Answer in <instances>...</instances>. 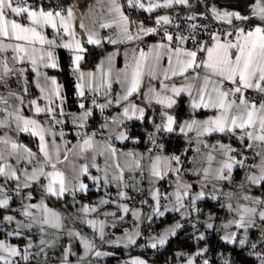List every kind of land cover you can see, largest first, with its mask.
I'll use <instances>...</instances> for the list:
<instances>
[{"label": "snow or ice", "instance_id": "snow-or-ice-1", "mask_svg": "<svg viewBox=\"0 0 264 264\" xmlns=\"http://www.w3.org/2000/svg\"><path fill=\"white\" fill-rule=\"evenodd\" d=\"M57 3L56 8H45L42 3L36 4L35 0L32 2L0 0V84L7 88L11 77L24 79L27 68L18 65H30L37 76L40 75L41 66L58 68L55 49L62 47L70 53V68L77 75L76 93L78 97L83 98L79 103L81 111L72 114V123L77 127V142L71 148H67L68 142L65 141V150L61 158V147L55 139L51 146L46 141V133L51 132V129H45L38 119L24 116L22 113L24 96L8 89V95L14 96L19 104L11 111L7 106L0 108V112L4 113L3 119H0V128L11 129L14 123L17 133H30L38 138L39 144L38 152H34L27 145L13 139L8 132L0 136V177H3V183H0V209L8 210L14 196L21 201H31L32 191L25 193L23 190L31 189L34 184L41 189V196L38 203L22 202L20 209H12L13 212L19 211L24 219L17 220L14 215H3L0 223L7 227L14 221L15 227L7 230L4 238L0 239V264H30L31 259L41 256L44 257L43 264H47L46 249L52 247L58 237L54 240L45 239V226L61 230L63 218L61 213L48 208L45 198L59 199L67 193L75 201L78 192L88 190L85 178L98 184L101 177L90 173L89 164L99 172L100 169L95 162L97 155H104L107 152L113 158L116 157L117 150L111 143L112 135H115L116 140L124 141L128 139L127 132L119 129L123 128L127 121L136 120L143 123L146 119L153 128L147 133L148 139L153 147L160 151L152 155L153 149L149 148L145 163H142L145 159L143 154L132 151L123 153L128 158L125 166L141 174L147 171L151 178L150 183L153 185L170 173L175 176V180L172 181L175 187L171 193L161 195L158 188H150L154 203L150 206L152 212L148 219L163 217L165 213L173 211L180 214L181 220H189L193 213L199 216L202 211L197 207L198 201L206 197L216 200L223 196L221 207H226L231 218L218 227L211 213L203 222L189 221L193 229V239L198 243L205 240L208 230H223V235L220 236L222 241L231 245L239 244L242 248L250 246L252 250L250 254L256 256L259 264H264V229L261 230V239L250 245L248 235L249 229L256 226L257 220L264 224V197L249 194L251 186L264 187V0H247L243 11L218 8L213 5L206 12L199 13L202 19L210 20L213 26L209 23H192L189 25L187 35L183 32L168 31L166 26L173 23L172 17L168 14L156 15L155 24L151 27H145L141 21L137 34L133 35L130 25L135 21L130 20L125 14L124 5L119 0H109L108 11L113 13V19L101 24L100 27L115 26L118 32L115 36L106 37L89 29L83 18L79 21L81 32L78 33L74 6L69 5L65 8L59 4V0ZM126 3L129 8L141 9L150 14L161 8L192 7L189 0H149L148 3H144L143 0H126ZM186 19L195 20L196 16L191 15ZM48 27L54 30L51 39L45 34ZM176 27L179 28V24ZM198 29H202L207 39L199 38ZM161 30L163 35L160 41L149 45L147 52L141 48L137 54L133 49L131 58L126 52L124 67L115 70L114 77L112 65L114 53H109L107 57L101 59L96 65L95 72L81 70V62L88 51L86 45L101 46L104 40L115 45L118 42L140 40L142 35L156 34ZM189 39L193 42L191 48L184 46ZM9 51L12 52L10 58L7 56ZM165 57L167 67L162 66ZM106 62L107 66H105ZM189 69L194 73L191 77L186 75ZM146 75L152 80H159V89L149 87L143 93L142 103L138 104L131 97L134 94L140 95L141 83ZM175 77H183L184 82L179 85L175 82L169 83ZM45 78L54 86L52 91L43 97L47 105L40 107L36 99L28 103L34 107L35 115L46 113L54 124H61L62 121L56 118L55 108L51 106L54 102L53 97L61 98L59 86L54 76ZM113 78L121 88V91L115 95L112 94ZM85 88L92 93L91 107L87 108L84 103V99L87 98ZM26 91L25 88L24 92ZM44 92L45 89L41 88V93ZM250 92L256 93V96L248 95ZM101 93L104 96V103H98L96 99ZM182 94H187L189 98L191 119L178 121L171 110ZM0 103L7 105L8 101L0 97ZM113 105L121 110L111 117L105 116V122L100 127L102 130H110V125H115L117 130L110 132L103 142L95 140L97 134L95 131L92 133L82 131L87 126L88 118L93 114V108H98L103 115L104 110ZM154 105L159 106L158 117ZM149 108L152 109L153 115L146 116ZM201 108L214 110L215 115L203 120L196 119L195 114ZM60 115H64L62 105ZM189 132H194L196 143L203 144L207 149L205 166L188 169L201 177L198 181L200 190L195 192L193 185L182 179L181 157L175 154L163 155L165 145L157 143V137L162 134L178 133L188 139ZM216 133L235 137L241 148H234L231 144H224L219 140L209 146L201 139ZM51 134L55 137V132ZM60 137L63 140V131L60 132ZM248 149L253 150L255 156L260 157L258 162L245 163L248 157L243 153ZM89 151L92 152L90 160L86 155ZM195 151L200 152V149L196 148ZM217 153L220 159L213 171V162L216 161ZM73 155L77 159H84L85 163L78 166L73 164V175L69 179L60 166L68 163ZM13 160L15 164L11 162ZM21 163L24 164L22 168L19 167ZM237 166L245 170V176L238 184L240 195L231 190L223 192L220 187L221 182L232 183L233 171ZM116 168L118 173L114 174L111 180L105 173L103 183L107 186L115 182L118 188L123 189L127 187L124 183V169L119 163L116 164ZM12 181H15V186L9 188L8 185ZM209 183H211L210 192L206 191ZM118 196L121 199L128 198L123 190L118 192ZM161 199L169 201L171 207L169 204H161ZM107 203L109 201L103 198L99 202L100 205ZM111 203L117 202L111 201ZM117 207L125 214L131 212L135 220L140 219L139 209H130L125 203H120ZM33 209L38 212L32 211ZM97 209L98 205L88 204H83L80 209L85 214L81 221L93 230V239H89L75 229L68 230L69 238L78 239L84 250L77 264H83L84 258L89 254L97 258L109 255L97 247L95 236H98L103 243L129 248L136 245L138 238L143 235L137 224L132 230L125 228L122 236H117L114 240H105L106 222L89 219L87 216L89 212L95 213ZM104 215L115 217L116 213L105 212ZM117 219L122 220L123 216ZM197 223H203L204 232L197 229ZM34 225L40 226L41 236L38 243H34L31 235H26V232H31ZM112 227H116V224L113 223ZM183 227L180 221H176L158 233L148 235L145 238L146 243L139 246L153 250L163 248ZM11 237L23 239V247L18 243H12L9 239ZM258 243L261 251H255ZM207 252L208 247L205 245L197 246L190 254L177 252L175 255L178 261L186 256L182 264H197V259L200 260V264H210L206 258ZM71 255L75 253L69 244L63 248L60 264H71L69 260ZM123 264H149V262L141 256H132ZM223 264H230V260L224 259Z\"/></svg>", "mask_w": 264, "mask_h": 264}, {"label": "crops", "instance_id": "crops-1", "mask_svg": "<svg viewBox=\"0 0 264 264\" xmlns=\"http://www.w3.org/2000/svg\"><path fill=\"white\" fill-rule=\"evenodd\" d=\"M53 1H57V0H35L36 3L38 4H50ZM32 2V0L30 1ZM149 0H146L145 3H148ZM59 4L63 5L65 8L68 7L69 5H73L75 8V13L77 16V21H76V28L78 33L81 32V30L79 29V21L81 18H83V21L85 23V25L91 29L94 30L96 32L99 33L100 36L102 37H106V36H115L118 32V29L113 26L110 28H101L100 25L104 24V23H108L113 19V13H110L108 11V6H109V0H59ZM213 5H215L218 8H224V7H219L216 3H212V4H207L205 2L201 3V10L202 12H206L208 9H210ZM181 6L175 7L173 9H157L155 10L153 13H147L141 9H137L138 11H142L145 13L144 17H132L131 13H130V8L126 5H124V12L126 15H128L130 17V20L135 21V23L130 25V31L132 32L133 35L137 34V29H138V25L139 23L142 21L145 27H151L154 26L155 24V16L156 15H163V14H168L171 17H173L174 13L180 9ZM187 10V9H184ZM183 10V11H184ZM229 10H233V9H229ZM201 12H192L189 13L190 15H197ZM210 15V13H209ZM45 34L48 36L49 39H51L54 35V30L51 27H48L45 30ZM153 39V34H148V35H142L140 40H132V41H126V42H118L117 44L113 45L107 42V40L102 41V45L106 44L109 45L110 48L105 50L95 61L93 64H88L86 63V54H85V59L81 62V70L84 72H95L96 70V65L98 63H100L101 59L107 57V55L109 53H114V59L112 61V65H113V77L115 76V70L117 69H121L124 67L125 64V53H128L129 58H131L132 54H133V49L136 50V53H139V50L141 48L144 49L145 52L148 51V46L151 44H154V42L152 41ZM95 46V45H94ZM185 46V45H184ZM59 49H64V48H56V54L58 52ZM66 50V49H64ZM68 53L69 51L66 50ZM70 54V53H69ZM7 56L10 58L12 56V52L9 51L7 53ZM58 57V54H57ZM58 62H59V58H58ZM27 68V71L24 74V79H19V83H20V89L18 91H16L18 94H21L24 96V104L22 106V113L24 116L26 117H31V118H35L38 119L41 124L45 127V129H51V132H55V137H53V135L51 134V132L46 133V141L49 144V146H51L53 139H55L56 143L60 145L61 147V153L62 156L61 158H63V152L65 150V141H67V148H71L73 144H76L78 137L76 136V132H77V127L76 125H74L72 123V114H78L81 109L79 108V103L81 102V100L83 98L78 97L76 91H75V96H74V104H69L63 94V87L62 85L58 82L57 78L52 74V71L55 70L53 68H44V67H39V72L40 75L37 76L36 72H33L31 69L30 65H18ZM60 66V63H59ZM107 66V62L106 65ZM162 66L163 67H167V58L165 57L162 61ZM59 68V67H58ZM56 68V69H58ZM198 71H202L199 70ZM74 79H75V85L77 83V75L72 71ZM193 70L189 69L188 73H186V75H188L189 77H191L193 75ZM55 77L56 78V84L59 86V92H60V97L61 98H55L53 97V104L51 105L52 107L55 108V114H56V118L61 120L62 123L61 124H54L51 121V118L48 114L46 113H40L39 115H35L34 114V107L31 106L28 101L32 100V99H36L37 103L40 107H45L47 105V101L43 98L45 95H48L52 89H53V85L51 84V81L49 79H46L45 77ZM26 80V83H25ZM171 82H175L177 85L181 84L184 82L183 77H175L173 78V81ZM39 85V86H38ZM197 86L198 82H197ZM149 87H155L157 90L159 89V80H152L150 79L147 75L143 78V81L141 83V89H140V95L137 96L136 94L133 95V97H131V99H133L136 103L140 104L142 103V96L143 93L145 91H147L149 89ZM27 89L26 93L24 92V89ZM41 88L45 89V92L42 94L41 93ZM121 88L120 85L118 83L115 82V79L113 78V83H112V94L115 95L117 92H120ZM85 93H86V99H84V103H85V107H91V99H92V93L88 92L87 88H85ZM195 94V93H194ZM8 101V104L5 105L3 103H0V108H4V107H8L9 110H13L16 105L19 104V101L14 97V96H7L5 98ZM97 102L98 103H104V96L101 93V95L96 97ZM180 99H183L184 103H185V110L184 113L181 116H177V108L179 106L180 103ZM62 105L63 107V111H64V115L61 116L60 115V106ZM154 107L157 109L156 111V115L158 117L159 115V106L158 105H154ZM121 109L115 105H113L112 107L105 109L103 112V115L101 114V111L98 108H93V114L88 118L87 121V126L86 128H84L82 131H86L88 133H92V132H96V136H95V140L99 141V142H103L105 140V138L110 135V132H114L117 130L115 125H110V130L109 129H101V125L104 124V117H111L114 114L118 113ZM172 113L174 115L177 116L178 121L184 120V119H191V111L189 108V98L187 96V94H182L179 98H177V103L176 105L173 106V109L171 110ZM95 113H99L102 117H101V121L93 128V129H89L88 128V123L90 118L95 114ZM153 115L152 113V109L149 108L146 112V116H151ZM211 115H215V111L214 110H209V109H203L201 108L200 110H198L195 114V118L199 119V120H203L205 118H207L208 116ZM4 117V113L0 112V119H3ZM147 121V119H146ZM129 122V121H127ZM126 122V123H127ZM119 130H126L127 135H128V139L124 140V141H119L115 139V135H112L111 138V143L112 146L117 150L116 152V157L113 158L109 153L105 152L104 155H97L96 156V164L98 165L100 171L98 172L96 168L91 167V164H89V169H90V173L92 175H98L101 177V180L98 184H94L91 180H87L85 178V183L88 185V190L86 192H78L76 194V198L75 201H73V198L70 194H65V196L63 198H56V197H47L45 198V203L47 204L48 208L53 209L59 213H61L62 218H63V228L61 230H57L55 228L52 227H48L45 226V239L48 240H54L58 237L57 242L50 248L46 249L47 252V258L50 256L52 258V261L50 264H60V258L62 256L63 251L61 250L60 244H61V239L62 237H66L68 239V245H71V249L72 251L75 253V255H71L69 256V260L71 261V264H77V261L79 259L80 256L83 255V248L80 245V242L78 239L76 238H72L70 239L69 236L67 235L68 230L69 229H75L77 231H79L82 235L87 236L89 239H93L94 238V233L93 230L86 224V223H82L81 218L85 215L84 213H82L80 211L81 206L83 204H88V205H98V209L95 213L93 212H89L87 214L89 219H95L97 221L103 220L106 222V228H105V232H107V230L109 228L112 227L113 223H117V217H113L111 215L109 216H105L104 213L105 212H115L117 214V212H121L118 210L117 205L120 203H125L128 205L127 200L128 198L131 196L132 193L134 192H148L150 193V188L155 187L158 188L160 190L161 195L166 194V193H171L175 187V185L172 183V181L175 180V176L173 174H169L167 175L164 179L162 180H158L155 182V184H151L150 183V175L147 171H144L143 174H141L139 171H131L128 167L125 166V161L128 159L125 155H123V153H127L129 151H132L134 153L137 154H143L144 156V161H142V163H145L147 161V156L149 155L148 153V149L152 148V155L157 154V150L156 148L153 147V145L151 144L150 141H148V147L145 149H134L131 147V143L135 140L133 138H131L126 126H124L123 128L119 129ZM153 130L152 128V124H151V131ZM63 131L64 132V137L63 140H61L60 137V132ZM5 132H8V134L10 136L13 137V139L18 140L20 143H23L25 145H27L29 148H31L34 152H38V138L37 137H33L30 133H17L15 130V124L13 123V126L11 129H4V128H0V136H3L5 134ZM22 134H26L29 138V141H33L34 144L33 146L27 144L26 142H22L21 141V135ZM175 136H181L183 137L186 141H187V145L189 146V148L192 150V156L190 158V169L193 168L194 166H199V167H203L205 166L206 163V152L207 149L204 148L203 144H197L196 143V138H195V133L194 132H189L188 134V139H186L184 136L178 134V133H172ZM159 136L157 137L158 140ZM201 139L205 140L206 143L211 146L213 144L216 143V141H220L221 143L224 144H231V142L229 141V135H222L219 133L216 134H212L210 136H205L202 137ZM247 142H245L246 144ZM232 145V144H231ZM237 148H241V145L239 143V141L237 140V145H235ZM232 147H234V145H232ZM199 148L200 152H196L195 149ZM257 151H259V149H256ZM87 157L89 158V160L91 159L92 156V152H87L86 153ZM165 155V154H163ZM193 158H195V160H193ZM220 159V155L219 153H217V157H216V161L213 162V171L215 170V167L217 166V163ZM260 159L259 156H257L256 162H258ZM13 164H15V160L11 161ZM85 163L84 159H77L74 155L71 156L70 161L64 165H61V170H63L66 174V176L71 179L72 175H73V164L75 165H79ZM119 163L121 165V167L124 169V183L127 185V187H124L123 189H120L117 187L116 183H110L107 186L104 185L103 183V177L105 175V173L107 174V176L109 177V179L111 180V177L114 174L118 173V169L116 168V164ZM19 167H24V164L21 163L19 165ZM236 170H239L238 173H236ZM190 175V176H189ZM189 175H185L184 171L181 169V176L182 179L184 181H187L188 183L193 185V191H199L200 187H199V183L198 181H200V176L195 174L194 172L189 171ZM192 176V177H191ZM189 177V178H188ZM241 182L240 179V167L237 166L234 171H233V182L229 183L227 181H223L221 182V189L223 192H227L229 190L236 192L237 195H240V190L237 189L235 190V185L239 184ZM0 183H3V177H0ZM15 186V181H12L9 183L8 187L12 188ZM32 191L33 193V199L31 201L28 200H24L21 201L20 198L15 197L13 198V201L11 203V206L8 210L5 209H0V221H2V217L5 214H10V215H14L16 217L17 220L20 219H24L22 216H20L19 211L13 212L12 209H20L22 202L23 203H38L40 200V196H41V189L39 188L38 185H33V187L31 189H24L23 191L26 193L27 191ZM120 190H123L126 192L127 197L126 199H121L118 196V192ZM206 191L210 192L211 191V183L208 184V187L206 189ZM249 194H255V195H259L261 197H264V187H260V186H251L250 190H249ZM151 197V195H150ZM105 199L108 200L109 203L105 204V205H100L99 202L101 199ZM211 201H219L220 203H222L223 201V196H220L219 199L213 200L210 197H206ZM205 198V199H206ZM111 201H116V204L111 203ZM154 201L151 198V202L146 205V206H140L142 208H146L147 206H149L150 204H153ZM161 204H169V207H171V204L169 203V201L163 200L161 199ZM197 207H198V202H197ZM137 209V208H136ZM32 211L38 212V210L33 209ZM142 212H144V210H142ZM169 212H173V211H169ZM167 212V213H169ZM123 213V212H122ZM166 213V214H167ZM178 214L177 212H173ZM39 214V213H38ZM214 216V214H212ZM166 216V215H165ZM205 215H203L204 217ZM195 218L196 221L199 220V216H197V214L193 213L192 216L189 218ZM185 220H181V223L183 224ZM200 221V220H199ZM202 222V221H200ZM221 222V221H220ZM214 223L216 224V216H214ZM137 222L135 221L136 225ZM198 227H203V223H197ZM134 225H126L125 228L130 229L132 226ZM15 227V222L13 221L12 224L8 225L7 227L3 224L0 223V239L4 238V234L7 230H10L11 228ZM39 225H34L33 228L31 229V232H26V235H31L33 237V241L34 243H38L41 233L39 231ZM124 228V229H125ZM124 229H122L120 232H117L116 235L114 236L113 240L117 237V236H122L124 233ZM155 229H157V231L160 229L158 227H156ZM252 231H256L257 235L256 237H249V244L254 242L256 239L261 238V230L259 228H255L252 227L249 229V233ZM158 233V232H157ZM10 241L12 243H18L21 245V247H23V239L22 243H20V239L15 238V237H11L9 238ZM99 242L100 239L98 236H95V243L97 245V247L104 252L109 253L107 250L108 247L111 246H116L117 245H110L108 243H105L102 246H99ZM122 246V245H119ZM33 251H35V249H33ZM108 256V255H107ZM107 256L102 257H94L91 254H89L88 256H86L84 258L83 264H104L105 259ZM38 261L43 262L44 257L41 256L39 258H36ZM130 258H128L127 260H129ZM124 260V261H127ZM123 261V262H124Z\"/></svg>", "mask_w": 264, "mask_h": 264}, {"label": "trees", "instance_id": "trees-1", "mask_svg": "<svg viewBox=\"0 0 264 264\" xmlns=\"http://www.w3.org/2000/svg\"><path fill=\"white\" fill-rule=\"evenodd\" d=\"M202 2H205L207 4L216 3L219 7L243 11L247 0H189V3L192 7L197 6L195 12H202L200 8V4ZM180 9V11H183L185 8L181 6ZM130 13L132 17L145 16L144 12L138 11L137 9L130 8ZM86 48L88 49L86 54V63L91 65L105 50L109 49L110 46L106 44L101 46L86 45ZM57 54L60 66L58 69L53 70L52 74L62 85L63 94L67 102L69 104H74L76 88L75 79L72 73V69L70 68V54L64 49H59ZM184 110L185 103L183 99H180V103L177 108V116H181L184 113ZM101 117L102 116L99 113H95L89 120L88 128L93 129L101 121ZM125 126L131 138H135V140L131 143L132 148L145 149L148 147L149 139L147 133L151 132V124L148 123V121L145 120L143 123H141L140 121L133 120L127 122ZM21 141L26 142L27 144L30 143L29 145L31 146H33L34 144L33 141H29V138L26 134L21 135ZM157 143H162L165 145L162 154L179 155L183 162L181 169L184 171L185 175H189L188 169H190V158L193 153L187 145V141L181 136H175L173 134H162L159 136ZM156 150L158 152L160 151L157 148ZM238 171L239 170H236V173H238ZM198 207L202 210V215H204V213L206 212H210L211 214H214L216 216V220L221 219V216L226 213V211H224V208L221 207V203L219 201L214 202L209 200L208 198L202 201H198ZM177 217L178 215L176 213L169 212L159 222L155 223L153 227L159 228L163 222L171 221ZM197 229L200 232L205 231L203 227H197ZM144 231L148 232V227L145 228ZM256 235V231H252L249 233V237H256ZM220 236L221 233L219 231L208 230L206 232L205 240L197 243L193 239V229L191 225H184L182 229H179L177 231V235L171 237L169 243L166 244L163 248H158L156 250L147 247L141 248L139 245L143 244L142 238L137 241L136 245L130 246L129 248H124L122 246L108 247L107 251L109 252V255L106 257L104 264H115L119 260L127 259L132 256H141L142 258L147 259L149 264H171L177 261L175 255L177 252L195 251L197 246L204 247L205 245H207L208 247V252H215L220 250L229 251L231 254V264H255L250 257L246 256L243 253L246 246L242 248L238 246V244H226L220 239ZM20 243H22L21 239ZM182 259L183 257L180 258V260Z\"/></svg>", "mask_w": 264, "mask_h": 264}, {"label": "built area", "instance_id": "built-area-1", "mask_svg": "<svg viewBox=\"0 0 264 264\" xmlns=\"http://www.w3.org/2000/svg\"><path fill=\"white\" fill-rule=\"evenodd\" d=\"M36 3V2H35ZM38 4V3H36ZM39 5V4H38ZM43 6L45 8L47 7H52V8H56L58 6L57 1H53L50 4H43ZM191 16L189 13L185 12V11H176L172 17L173 23L170 26H166L169 32H183L185 35L188 34L189 32V25L192 23H196V24H203V23H209L210 26H213V23L210 20H204L202 19L199 14L195 15L196 19L195 20H187L186 17ZM179 24V28L176 27V25ZM198 36L200 39H207L206 34L202 31V29H198ZM163 35L162 30L159 31L156 34H153V39L152 41L154 43L160 41L161 36ZM192 40L189 39L186 44L185 47L191 48L192 47ZM11 89L12 91L16 92L20 89V83H19V79L15 76L11 77L8 81V87L6 88L3 84H0V97L6 98L8 96V89ZM248 95H251L253 97L256 96V93H248ZM229 141L231 142L232 145H234V148H237L235 145L237 143V139L235 137H231L229 136ZM239 149V148H237ZM243 155L247 156L248 159L245 161L246 164H252L256 162L257 156H255V153L253 150L248 149L246 151H244ZM239 158V157H238ZM245 176V170L240 168V179L242 180L243 177ZM147 201V203H141V201ZM151 202V197H150V193L148 192H135L132 193L131 196L129 197V199L127 200L128 206L130 209L132 208H138L140 206H146ZM131 212H128L127 214L122 213V212H117L116 217H120L123 216V219H117V223H116V227H111L107 230L106 235H105V240H109V239H113L114 236L116 235L117 232H120L122 229H124L126 227V225H134L135 224V219L131 217ZM196 222L195 218H191L189 220H185L183 222V225H191V223L189 222ZM150 234L152 233H157V229L153 228L152 230L149 231ZM261 238L256 239L254 242H258ZM105 243L103 242H99V246L104 245ZM251 244V243H250ZM249 244V245H250ZM68 246V239L66 237H62L61 239V250L63 251L64 247ZM261 246L258 243L257 248L255 249V251H261ZM252 252L250 246H246L245 250L243 251V253L250 257L253 262L255 264H259V261L257 260L255 255L250 254ZM206 258L209 260L210 264H223L224 259H228L230 260V264H231V254L229 251H225V250H220V251H215V252H208L206 253ZM52 261V258L49 256L47 258V264H50ZM30 264H43V262L38 261L36 258L31 259ZM197 264H200V260L197 259Z\"/></svg>", "mask_w": 264, "mask_h": 264}, {"label": "rangeland", "instance_id": "rangeland-1", "mask_svg": "<svg viewBox=\"0 0 264 264\" xmlns=\"http://www.w3.org/2000/svg\"><path fill=\"white\" fill-rule=\"evenodd\" d=\"M145 1H146V0H143L144 3H145ZM119 2H120L121 4L127 6L126 0H119ZM234 189H235V190L239 189V188H238V184L235 185V188H234ZM251 195H253V196H259V195H255V194H251ZM223 199H224V198H223ZM151 205H152V204H150V205L147 206L146 208H142V207H138V208H137V209L140 210V212H141V216H140V219H139V220H135V221H136L137 224L139 225L140 231L143 233V235L140 237V238L143 239V244L146 243L145 238H146L148 235H150L149 231L152 230L153 228H155V227H153V226L155 225V223L159 222V221H160L163 217H165V215H166V213H165V215H164L163 217H158V218H157V217H153L151 220H149V219H148V216L151 215V212H152V208L150 207ZM233 207H235V204L233 205ZM223 208H224V211H226V213H225L223 216H221V219H217V220H216V222H217V223H216L217 227H218L222 222H224V221H226L227 219L231 218L230 215H229V213L227 212L226 207H223ZM142 210H144V212H142ZM209 214H210V212H206V213H204L205 216L203 217L202 212H201V213L199 214V220L203 222V221L205 220V218H206ZM177 215H178L177 218H175V219H173V220H171V221L163 222V223L161 224V226L159 227L160 229H159L157 232L163 230V229L166 228L167 226H169V225L175 223L176 221H180V222H181L180 214L178 213ZM214 216H215V215H214ZM132 218H133V216H132ZM220 221H221V222H220ZM137 224H136V225H137ZM136 225L132 226L129 230H132L133 228H135ZM147 227H148V232H145L144 230H145V228H147ZM197 227H198V224H197ZM254 227H255V228H259L260 230H262V229H264V224H261V223L257 220V224H256V226H254ZM219 232L221 233V235H223V230H220ZM248 235H249V234H248ZM140 238H138V240H139ZM238 246H239V244H238ZM122 247H123V245H122ZM240 247H241V246H240ZM191 252H193V251H187V252H183V253H185V254H190ZM103 257H104V256H103ZM103 257H102V258H103ZM127 259H128V258H127ZM127 259L119 260V261H117L115 264H123V261H124V260H127ZM184 259H186V256H184L182 260H179V261L177 260L176 262L171 263V264H182V262H183Z\"/></svg>", "mask_w": 264, "mask_h": 264}, {"label": "water", "instance_id": "water-1", "mask_svg": "<svg viewBox=\"0 0 264 264\" xmlns=\"http://www.w3.org/2000/svg\"><path fill=\"white\" fill-rule=\"evenodd\" d=\"M200 6H201V4H200ZM196 7L197 6H194L192 8H188L187 10H184V11L187 12V13H192V12H194L196 10Z\"/></svg>", "mask_w": 264, "mask_h": 264}]
</instances>
